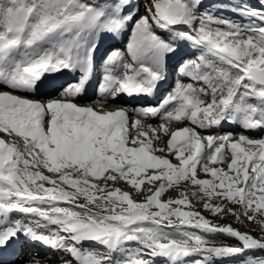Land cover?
Segmentation results:
<instances>
[{
    "label": "snow or ice",
    "instance_id": "6c2138e0",
    "mask_svg": "<svg viewBox=\"0 0 264 264\" xmlns=\"http://www.w3.org/2000/svg\"><path fill=\"white\" fill-rule=\"evenodd\" d=\"M120 36L81 103L97 48ZM172 58L178 78L154 105L119 103L158 95ZM189 187L213 216L264 233V0H0V255L31 244L62 264H264V234L206 218Z\"/></svg>",
    "mask_w": 264,
    "mask_h": 264
},
{
    "label": "rangeland",
    "instance_id": "374dc122",
    "mask_svg": "<svg viewBox=\"0 0 264 264\" xmlns=\"http://www.w3.org/2000/svg\"><path fill=\"white\" fill-rule=\"evenodd\" d=\"M135 2L137 4H142L144 2V0H135ZM203 2H204V6L208 7V6H211V5H219L220 3L228 4V3L232 2V0H203ZM249 2L259 7L261 5V3H262V0H249ZM141 11H143V10L141 9ZM213 11L216 12V15L223 14L225 16H228L229 18H236V17H234L233 13H231V12H223V13H221V12L216 11L215 8H213ZM118 39L119 38H117V40H115V41L111 40L112 46L110 47L109 51L112 50V49H115V48H123L124 47V45L126 44V38L124 37V40L121 43H119ZM109 51H104L102 49L100 50L99 57H100L101 61L98 62V63H100V66H101L102 70H103V60H104V58L106 57V54ZM184 58L185 59L191 58V56H185ZM178 61L180 62V60H178ZM178 61L173 63L174 64L173 69L174 68L178 69V66H179V63H177ZM176 74H177V76H175L174 79L171 80V82L165 88V90H160V94L158 96V99L160 98L161 94H163L166 91L171 90L174 87L175 82H176V80L178 78V73L176 72ZM102 75H103V73L101 75L99 74V76H98L97 80L99 82H101ZM185 83H188V82L186 81ZM97 93H98V89L93 90L88 95V98H85V99L81 100V102L82 103H89L90 102L89 98L95 99L96 96H97ZM122 102H123V100H121V98H120L119 99V103L121 105L127 106L129 108L140 107L139 105H136V104H129L127 102L122 103ZM179 126L182 127V126H184V124H180ZM238 131L239 130H237L236 132H238ZM223 132H229V131H223ZM213 134H216V133L213 132ZM200 178L209 179L210 177L205 176L203 173H200ZM117 186L122 188L123 190H128L129 189V186L126 185L125 182H120ZM192 191H195V187H189L188 192H187V195L189 196V199L193 200L194 206L198 210H200L201 214L204 215L206 218L213 219L214 222L221 223V224H231L234 228H237V229H239L242 232H245V231L250 232V234H252L254 236H260V235L264 234V233H262V225L257 223L256 221L244 220V222L241 223L239 221H235L234 222L233 221V217L231 215L224 216L223 218H221L219 216H213L212 213H210L209 211H207V210H205L203 208V201L198 202V203L195 202V198H193L191 196V192ZM168 195L173 196V197H177L178 193L176 191L172 190V189H169L167 194H166V196H165V198H167ZM135 199L142 200L143 197L139 196V197H135ZM20 215L21 214H18V213L13 214V219H23V217H21ZM260 219L261 218L259 216H257V220H260ZM210 238H213V237H210ZM214 238H216L218 240H221V241H223L225 239L224 236L221 235V234H216ZM228 242L235 243V241H228ZM31 247H32L31 244L26 246L24 248V250H23L22 255L19 256V257H16V256L12 257V254H11L12 258H10L8 260H17V264H22V262L24 260L31 259L34 256H39V257L43 258L41 260L40 264H62L63 260L68 258L65 253L56 252V251H54V250H52L50 248L42 247V249H38L39 251H36V250H34L36 248L32 249L33 247L32 248ZM157 264H165V261L164 260H158ZM215 264H230V261H228L226 259L223 260V261H221V259H217Z\"/></svg>",
    "mask_w": 264,
    "mask_h": 264
},
{
    "label": "bare ground",
    "instance_id": "6f19581e",
    "mask_svg": "<svg viewBox=\"0 0 264 264\" xmlns=\"http://www.w3.org/2000/svg\"><path fill=\"white\" fill-rule=\"evenodd\" d=\"M104 41V42H103ZM101 43H100V45L103 43V45H104V49L106 50V51H109V49H110V47L112 46V43L110 42V40H103ZM99 45V46H100ZM109 45V46H108ZM171 61H178L179 59L178 58H172V59H170ZM169 60V61H170ZM64 73H65V70H64ZM64 76L66 77V75L64 74ZM63 76V77H64ZM187 82H189V81H187ZM169 85V84H168ZM167 85V86H168ZM159 95H157V97H158ZM123 97V96H122ZM126 99V98H125ZM81 102V101H80ZM82 103V102H81ZM142 103H144L143 105H140V106H149V105H154V103H150V102H148L147 100H144ZM37 246V247H36ZM32 247L33 248H36V249H42V247L43 246H40V245H32ZM12 257H13V255H12Z\"/></svg>",
    "mask_w": 264,
    "mask_h": 264
}]
</instances>
